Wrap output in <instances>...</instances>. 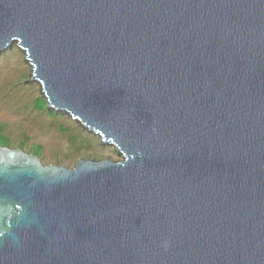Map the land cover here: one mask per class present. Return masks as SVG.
<instances>
[{"label":"water","instance_id":"water-1","mask_svg":"<svg viewBox=\"0 0 264 264\" xmlns=\"http://www.w3.org/2000/svg\"><path fill=\"white\" fill-rule=\"evenodd\" d=\"M12 43L121 159L0 146V264H264V0H0Z\"/></svg>","mask_w":264,"mask_h":264},{"label":"rangeland","instance_id":"rangeland-1","mask_svg":"<svg viewBox=\"0 0 264 264\" xmlns=\"http://www.w3.org/2000/svg\"><path fill=\"white\" fill-rule=\"evenodd\" d=\"M25 53L15 44L0 51V124L7 146L27 148L47 165L73 167L78 159L120 160L115 147L102 143L69 114L46 106Z\"/></svg>","mask_w":264,"mask_h":264},{"label":"trees","instance_id":"trees-1","mask_svg":"<svg viewBox=\"0 0 264 264\" xmlns=\"http://www.w3.org/2000/svg\"><path fill=\"white\" fill-rule=\"evenodd\" d=\"M1 130H2V125L0 124V146H7V140L2 135ZM38 151H39V147H36V149L34 150L33 155L36 156Z\"/></svg>","mask_w":264,"mask_h":264}]
</instances>
